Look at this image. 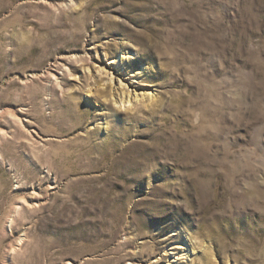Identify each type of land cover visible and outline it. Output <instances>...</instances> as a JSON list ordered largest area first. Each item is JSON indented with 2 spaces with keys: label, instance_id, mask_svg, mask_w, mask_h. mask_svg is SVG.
<instances>
[{
  "label": "rangeland",
  "instance_id": "374dc122",
  "mask_svg": "<svg viewBox=\"0 0 264 264\" xmlns=\"http://www.w3.org/2000/svg\"><path fill=\"white\" fill-rule=\"evenodd\" d=\"M262 125L264 0H0V264H264Z\"/></svg>",
  "mask_w": 264,
  "mask_h": 264
},
{
  "label": "clouds",
  "instance_id": "9594fccd",
  "mask_svg": "<svg viewBox=\"0 0 264 264\" xmlns=\"http://www.w3.org/2000/svg\"><path fill=\"white\" fill-rule=\"evenodd\" d=\"M261 127L264 128V125H262ZM205 131L211 133H218L220 131V122L216 121L215 123L208 124Z\"/></svg>",
  "mask_w": 264,
  "mask_h": 264
}]
</instances>
